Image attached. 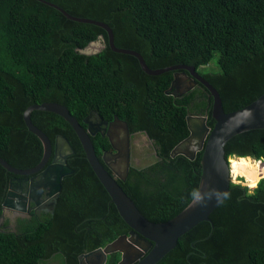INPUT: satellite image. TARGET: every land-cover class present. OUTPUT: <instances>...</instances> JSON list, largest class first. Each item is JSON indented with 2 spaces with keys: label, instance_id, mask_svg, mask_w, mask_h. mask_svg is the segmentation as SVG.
Segmentation results:
<instances>
[{
  "label": "trees",
  "instance_id": "trees-1",
  "mask_svg": "<svg viewBox=\"0 0 264 264\" xmlns=\"http://www.w3.org/2000/svg\"><path fill=\"white\" fill-rule=\"evenodd\" d=\"M67 13L105 22L115 46L138 51L146 64H191L219 93L224 111L239 108L264 90V0H0V156L11 165H34L41 144L22 119L30 103L56 101L85 126L83 118L126 121L143 131L155 158L129 163L116 178L143 215L163 221L193 196L201 151L193 158L169 155L188 133L185 115L204 114L211 127V96L196 81L182 95L167 94L173 70L144 72L130 53L112 50L101 26ZM104 46L81 52L88 42ZM31 121L50 138L63 134L73 153L72 171L61 177L52 211L16 217L0 230V264H78V255L103 246L128 226L88 164L70 125L58 114L31 110ZM100 157L110 144L90 135ZM225 156L264 159V128L229 137ZM11 172L0 165V212ZM257 184V185H256ZM4 225V226H3ZM119 253L106 255L116 264ZM154 264H264V176L252 188L230 181L209 213L177 237Z\"/></svg>",
  "mask_w": 264,
  "mask_h": 264
},
{
  "label": "water",
  "instance_id": "water-1",
  "mask_svg": "<svg viewBox=\"0 0 264 264\" xmlns=\"http://www.w3.org/2000/svg\"><path fill=\"white\" fill-rule=\"evenodd\" d=\"M48 3L58 8L69 18L91 22L104 28L109 47L115 51L134 55L140 68L147 74H158L166 70H173L169 85L174 86L179 93L191 88L196 81L202 83L209 91L212 99L210 106V117L213 119L212 126L209 127L206 124L204 114H186L185 123L188 133L169 151L171 156L180 153L188 158H193L196 151H201L199 158L200 172L196 190L186 205L163 221H152L146 218L116 180V178L125 179L130 157L127 123L115 114L108 121L99 119L98 122L89 120L90 114H87L83 118L86 124L82 126L68 111L67 107L59 102L41 101L30 103L22 110V119L26 128L40 141V158L34 165L20 168L11 165L0 156V165L15 175L38 172L37 179L30 184L29 188V191L33 187L37 188L36 194L34 192L32 196L31 190V196L28 194L27 197H31L35 205H38L39 199L35 195H38L44 187L48 186L49 196L44 203L48 204V210L52 211L60 188L61 177L72 171V168L66 164L65 158L73 153V148L68 139L60 133L53 136L51 143L46 133L31 121L30 112L35 109L60 115L72 128L88 164L108 194L119 216L128 226L126 233L117 235L103 246H97L80 253L78 264H103L106 255L113 251L119 253L116 264H154L166 251L174 247L177 237L183 232L200 220H209V213L228 191L231 176L228 158L225 156L223 148L224 143L229 137L243 130L264 128V90L245 105L230 111H224L217 90L196 72L193 65L176 63L151 68L138 51L115 46L112 30L105 22L93 18L73 16L56 4ZM103 46L104 44L100 40H93L88 42L80 51L92 53ZM101 123L103 124L102 128H100ZM100 129L107 136L113 150H103L100 157H98L93 149L90 135L100 131ZM257 159H260L262 163L264 162L262 158ZM10 193L12 192L9 190L5 192L2 201L3 206L9 200L7 197ZM3 206L0 212V224L3 222L5 215L6 207ZM11 206L17 209L22 208L20 205ZM0 230H2L1 227Z\"/></svg>",
  "mask_w": 264,
  "mask_h": 264
},
{
  "label": "flooded vegetation",
  "instance_id": "flooded-vegetation-1",
  "mask_svg": "<svg viewBox=\"0 0 264 264\" xmlns=\"http://www.w3.org/2000/svg\"><path fill=\"white\" fill-rule=\"evenodd\" d=\"M165 90H166L167 94H170L172 96L182 95L183 93H185L187 91L186 90V91H184L182 93H179L176 90V88L174 86H172V85H169L168 88H166ZM99 119L100 118H96V116L93 113H91V115H89V120H91V121L98 122ZM100 126H101L100 128H102L103 124L101 123ZM101 130L102 129H100V132H101ZM139 135H144L146 140L148 141L149 145H146V148L148 149V151H145V150L142 151L145 146H143V143H141V142H139L138 140L135 139V137L139 136ZM136 149H138V150H136ZM103 150H113V149L111 148V146H109L108 149H103ZM134 150H136V152H138V153L142 152L141 154H144L145 156H153L155 158V154L156 153H155V151L153 149V146H152V140L149 139L147 137V134L145 132H143V131H133L132 133L129 134V157H130L129 163L131 162V157H134L133 156V151ZM37 177H38V172L30 173V174H26V175H15V174L12 173V175H10L8 177V182H7V187H6L5 192H7L9 190L12 193L8 194L7 199H9V200L7 201V203H5L4 206L1 205L3 207H6L4 220H3V221L6 220L5 226L13 225L16 217L29 216V212H33V211H35V212L36 211L47 212V211H49L48 210V204L44 203L45 200L49 196L48 195V186L44 187L39 192L38 195H35V196H38L37 198L39 199L38 205H35L33 200H31V197H29V198L27 197L28 194H29V196H31L30 195V191L31 190H32V192H31L32 196H33L34 192H35L34 194H36V189L37 188L33 187V188L30 189V191H29V188H30V184L32 182H34L37 179ZM11 205H15V206L20 205V206H22V208L19 207L17 209L15 207H12ZM14 210H15V212H13ZM16 213H18V214H16ZM1 224H0V227H1ZM48 264H51V263H48ZM129 264H132V263H129Z\"/></svg>",
  "mask_w": 264,
  "mask_h": 264
},
{
  "label": "bare ground",
  "instance_id": "bare-ground-1",
  "mask_svg": "<svg viewBox=\"0 0 264 264\" xmlns=\"http://www.w3.org/2000/svg\"><path fill=\"white\" fill-rule=\"evenodd\" d=\"M230 157H228L230 176L242 175L249 186H253L260 176H264V162L254 161L256 159L250 157Z\"/></svg>",
  "mask_w": 264,
  "mask_h": 264
},
{
  "label": "rangeland",
  "instance_id": "rangeland-1",
  "mask_svg": "<svg viewBox=\"0 0 264 264\" xmlns=\"http://www.w3.org/2000/svg\"><path fill=\"white\" fill-rule=\"evenodd\" d=\"M135 139L138 140L139 142L143 143V146H145L142 151H144V150L148 151V149L146 148V145H149V143L146 140L144 135L136 136ZM136 150H138V149H136ZM136 150L133 151V156L134 157H131V162L134 163L135 165H144V164H147V163L151 162L154 159L153 156H145L144 154H141L142 152L138 153V152H136ZM230 156H232V155L227 156V158L230 157ZM250 158H251V156H250ZM254 161H261V160H254ZM230 178H231L232 182H237V183H239L241 185H246L249 189L252 188L255 185L254 184L253 186H249L246 183V180H245V178L242 175H235L234 177L231 176Z\"/></svg>",
  "mask_w": 264,
  "mask_h": 264
},
{
  "label": "clouds",
  "instance_id": "clouds-1",
  "mask_svg": "<svg viewBox=\"0 0 264 264\" xmlns=\"http://www.w3.org/2000/svg\"><path fill=\"white\" fill-rule=\"evenodd\" d=\"M194 69H195V68H194ZM196 72H197V70H196ZM197 73H198V72H197ZM195 83H196V82H195ZM195 83H194V84H195ZM194 84H193V86H194ZM193 86H192V87H193ZM189 89H190V88H189ZM191 114H193V113H191ZM129 134H130V133H129ZM234 156H235V155H234ZM259 178H260V177H259Z\"/></svg>",
  "mask_w": 264,
  "mask_h": 264
}]
</instances>
